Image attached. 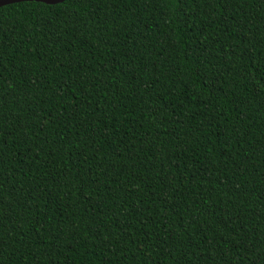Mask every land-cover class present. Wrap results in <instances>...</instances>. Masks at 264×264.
<instances>
[{
	"label": "trees",
	"instance_id": "obj_1",
	"mask_svg": "<svg viewBox=\"0 0 264 264\" xmlns=\"http://www.w3.org/2000/svg\"><path fill=\"white\" fill-rule=\"evenodd\" d=\"M0 264H264V0L0 7Z\"/></svg>",
	"mask_w": 264,
	"mask_h": 264
},
{
	"label": "water",
	"instance_id": "obj_2",
	"mask_svg": "<svg viewBox=\"0 0 264 264\" xmlns=\"http://www.w3.org/2000/svg\"><path fill=\"white\" fill-rule=\"evenodd\" d=\"M21 1H40V2L47 3V4H57L65 0H0V7L7 5V4L15 3V2H21Z\"/></svg>",
	"mask_w": 264,
	"mask_h": 264
}]
</instances>
